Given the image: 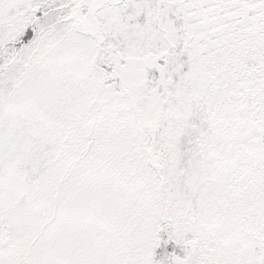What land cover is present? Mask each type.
<instances>
[{
	"label": "snow or ice",
	"instance_id": "1",
	"mask_svg": "<svg viewBox=\"0 0 264 264\" xmlns=\"http://www.w3.org/2000/svg\"><path fill=\"white\" fill-rule=\"evenodd\" d=\"M0 264H264V0H0Z\"/></svg>",
	"mask_w": 264,
	"mask_h": 264
}]
</instances>
